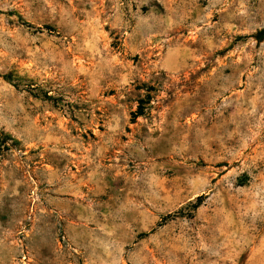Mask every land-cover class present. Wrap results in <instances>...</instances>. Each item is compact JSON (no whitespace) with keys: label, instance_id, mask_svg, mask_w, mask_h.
<instances>
[{"label":"rangeland","instance_id":"obj_1","mask_svg":"<svg viewBox=\"0 0 264 264\" xmlns=\"http://www.w3.org/2000/svg\"><path fill=\"white\" fill-rule=\"evenodd\" d=\"M264 0H0V264H264Z\"/></svg>","mask_w":264,"mask_h":264},{"label":"trees","instance_id":"obj_2","mask_svg":"<svg viewBox=\"0 0 264 264\" xmlns=\"http://www.w3.org/2000/svg\"><path fill=\"white\" fill-rule=\"evenodd\" d=\"M255 37L258 42H262L264 40V29L258 32Z\"/></svg>","mask_w":264,"mask_h":264}]
</instances>
